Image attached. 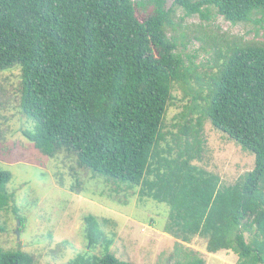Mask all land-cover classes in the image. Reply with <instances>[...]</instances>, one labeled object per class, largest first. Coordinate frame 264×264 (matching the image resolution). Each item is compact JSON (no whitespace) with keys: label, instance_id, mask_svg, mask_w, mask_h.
<instances>
[{"label":"trees","instance_id":"obj_1","mask_svg":"<svg viewBox=\"0 0 264 264\" xmlns=\"http://www.w3.org/2000/svg\"><path fill=\"white\" fill-rule=\"evenodd\" d=\"M174 8L203 20L213 9L237 25L264 12V0H174L171 8L165 0H0V72L19 69V111L33 123L22 134L42 155L71 154L93 177L167 204L166 233L181 243L200 237L210 254L264 264V44L215 48L219 62L205 95L193 99L201 101L196 116L182 115L177 134H166L173 86L191 76L167 34ZM205 122L254 156L232 185L194 164ZM10 179L0 170V214L11 202ZM84 225L89 251L65 264H131L109 250L96 220ZM0 264L34 262L0 250Z\"/></svg>","mask_w":264,"mask_h":264},{"label":"rangeland","instance_id":"obj_2","mask_svg":"<svg viewBox=\"0 0 264 264\" xmlns=\"http://www.w3.org/2000/svg\"><path fill=\"white\" fill-rule=\"evenodd\" d=\"M173 2L165 0V7H173ZM209 11V20H203L198 15L186 17L182 9L174 8L175 28H167L191 76L186 84L173 86L174 99L164 116L166 134H177L182 115L196 116L192 109L201 101L193 99L205 95L207 79L216 71L215 61L219 62L215 48L233 40L264 44V12L256 13L248 23L232 25L213 9ZM136 14L143 20L147 13ZM19 87V69L0 72V170L11 177L6 187L11 202L0 214V250L20 251L34 264H65L89 251L84 220L93 218L110 240L109 250L131 264H187L196 258L205 264H237V256L230 251L208 253L203 238L186 244L166 233L167 204L141 196L139 189L128 190L93 177L76 166L71 154L59 152L49 158L37 151L22 134L32 130L33 123L19 111ZM203 135L202 157L194 164L219 176L222 185H232L253 169L254 156L208 122Z\"/></svg>","mask_w":264,"mask_h":264},{"label":"water","instance_id":"obj_3","mask_svg":"<svg viewBox=\"0 0 264 264\" xmlns=\"http://www.w3.org/2000/svg\"><path fill=\"white\" fill-rule=\"evenodd\" d=\"M16 234H17V236H18V231L16 230Z\"/></svg>","mask_w":264,"mask_h":264}]
</instances>
